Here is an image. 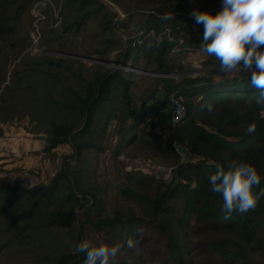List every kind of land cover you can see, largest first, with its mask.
Wrapping results in <instances>:
<instances>
[{
	"label": "trees",
	"instance_id": "16d2710c",
	"mask_svg": "<svg viewBox=\"0 0 264 264\" xmlns=\"http://www.w3.org/2000/svg\"><path fill=\"white\" fill-rule=\"evenodd\" d=\"M215 1L212 13L221 9V0ZM107 5L103 0H65V6L70 7V15L67 16L62 31L78 32L89 18H102L101 30L103 36L108 37L100 42L101 49L99 46L94 49L83 48L86 55L94 52L106 59L108 50L113 49L117 43V39L110 36L115 27V12ZM142 7L153 10L146 13H132L128 10V14L120 21L121 26L126 29L133 21V16L139 14L138 31L142 39L134 53L129 44L117 57L118 63L130 62L134 67L159 73L175 72L176 64L171 57L172 53L177 57L188 52L191 47L200 50L203 25L195 23L189 15L192 9L186 7L185 12L181 10L179 13L173 12L175 8L162 9L154 5ZM205 8L206 5L199 9ZM169 12L173 14L172 19H160L161 15ZM166 29L172 39L168 38ZM163 33L166 35H162ZM180 38L183 40L179 44ZM177 44L178 50L172 51ZM186 47H189L188 50ZM141 58L144 63H140ZM76 63L79 64V73L70 75L73 72L70 68ZM214 69H210L211 74L208 70L200 75L181 77L145 75L150 79V85H146L141 91L142 100L138 106L131 93L134 80L130 73L133 72L119 67L103 68L97 65L90 74L84 76L83 72L87 69L79 61L43 57L35 63L24 64L13 70L10 81L6 84L13 91L11 98L4 96V93L0 94V122L5 121L6 114L11 118L13 113H22L18 108L30 111V118L34 121L30 131L45 132L44 151L70 142L74 152L82 155L89 148L100 151L104 149L99 139L109 123L117 118L121 124L114 155L118 156L122 149L139 138L155 145L152 141L155 133L146 131L142 125H154L152 119L148 120L149 115L165 108L172 96L179 97L185 105L184 122L173 131L176 143L164 140L165 144L161 145L163 151L168 150L180 158V162L172 168L176 179L169 182L158 180L155 191L150 194L135 187L152 180L150 174L139 169L125 171L123 181L127 183L121 182L118 185V193L141 204L140 214L130 211L124 215L116 211L114 214L99 216L96 220L91 219V224L97 229L120 226L123 230L118 237L122 238L125 234L124 241L121 240L127 242L135 239L138 225L149 220L162 238L161 264L166 261L188 264L187 258L201 253L207 256L212 254L227 264H264V260L253 256L264 253V197L254 210L243 215L233 211L226 219V214L222 211V198L212 193L208 184V178L217 162L226 164L229 160H236L256 168L262 178L261 186L264 187V116L261 115L264 107L256 103L258 90L251 86L249 76L236 71L227 75L222 73V77L213 79L210 76L215 72ZM55 70L65 73L66 81L58 83L53 76ZM34 71L38 77L30 82ZM27 79L29 83L18 84ZM151 79L156 81L155 84L151 83ZM74 81H77L76 86ZM11 82L16 84L10 85ZM116 108L122 109L123 115ZM162 112L167 114L166 111ZM252 122L257 125L255 134L245 135L246 128ZM78 123H81V127L76 128ZM97 140L99 141L96 142ZM178 146L186 153L198 154L200 157L196 160H181L177 152ZM66 177V171L61 169L48 184L23 187L1 183L0 199L3 200L4 209L12 208L21 198L32 199V204L27 209L12 216L7 229L24 223L26 231L30 232L34 229L32 222L35 218L45 221L46 227L70 226L77 218L73 206L47 209L46 218H42L39 213L45 205L56 201L60 180ZM68 196L75 198L76 194L70 190ZM41 203L44 204L40 208ZM84 258L83 253L68 250L42 264H83ZM128 260L125 255L117 264H130Z\"/></svg>",
	"mask_w": 264,
	"mask_h": 264
},
{
	"label": "rangeland",
	"instance_id": "374dc122",
	"mask_svg": "<svg viewBox=\"0 0 264 264\" xmlns=\"http://www.w3.org/2000/svg\"><path fill=\"white\" fill-rule=\"evenodd\" d=\"M34 1L0 0V94L4 93L3 95L8 98H11L13 91L6 84L10 81L13 70L23 67L24 64L35 63L43 57L70 58L79 61L87 69L83 72L84 76L90 74L97 65L103 68H114L118 63L117 57L122 51L131 44L134 53L142 39L141 33L138 31L139 14L133 16V21L128 24L126 29L120 24V21L128 14V10H131L132 13H146L153 8L146 9L142 6L154 5L162 9L175 8L173 12L179 13L181 10L185 12L184 7L199 9L206 5L204 10L211 11L213 5L216 4L215 0H118L120 3L111 0L117 4L125 16H120L115 6L108 3L107 7L115 12L113 17L115 27L112 28L110 36L115 37L117 43L113 49L108 50L107 58L103 59L94 52L89 55L83 52V48L94 49L95 46H99L101 49L100 42L108 37V35L103 36L100 16L89 18L85 26L78 32L62 31L67 21L66 18L70 15V7L65 6V0H49L52 4L43 7L46 9L44 13L42 12L44 18L40 20V31L36 26L33 30L32 23L36 19L32 12ZM135 23H138L137 26ZM34 33L37 38L36 42H34ZM164 34L166 35V33L162 35ZM189 47L186 49L188 50ZM189 50L177 57L175 53H172L171 57L175 59L176 64L174 77L200 75L214 68L215 72L210 77L213 79L222 77L219 65L214 64V61H217L215 58H211L196 47H191ZM140 63H144L143 58ZM78 65L76 63L71 66L70 71L73 72L70 75L79 73ZM129 72H133L130 73V76L134 80L131 93L139 106L142 100L141 91L143 92L146 85H150V79H147L145 75H159L155 74L156 72H146L142 68ZM211 73L210 70L209 74ZM53 76L58 83L67 79V75L58 70H55ZM37 77L38 74L34 71L29 81L33 82ZM29 81L27 79V81H21L18 84L24 85ZM155 82L151 79V83L155 84ZM15 84L10 83V85ZM76 84L77 81H74V86ZM23 103L25 104L24 101ZM116 109L123 115L122 109ZM18 110L22 113H13L11 118L6 114L5 121L0 122V184L12 183L23 187H31L40 183L48 184L55 174L64 169L67 177L60 180V191L56 201L45 205L39 213L43 216L42 218H46L45 211L47 209L73 206L77 218L70 226L66 227L55 225L46 227L45 221L35 218L32 222L34 229L30 232L26 231L27 226L24 227V223L7 229V224L12 216L27 209L32 204V199L21 198L9 209L3 208V200L0 199V264L50 262L55 255L61 252L76 250L77 245L85 238L90 239L93 244L119 243L124 245L117 261L127 255L130 264H161L162 238L149 220L138 225L132 248L127 247V242H123L125 234L122 238L118 237L119 234L122 235V227L107 226L97 229L90 220L114 214L116 211L122 212L124 215L130 211L140 214L141 204L122 197L117 190L121 182L127 183L123 181L127 170L139 169L153 177L152 180L144 184L135 185L139 190L150 194L155 191L158 180L169 182L176 179L172 168L178 161L180 162V158L168 150L163 151L161 147L165 144L164 140H173L171 144L176 143L174 132L170 133L165 125L166 114H162L161 111L153 112L149 115L148 120H153L154 125L149 126L147 123L142 125L146 131L155 133L156 136L152 139L155 145L148 144L144 142V139L139 138L126 149H122L118 156H115L114 147H116L120 136L118 128L121 124V121L115 118L109 123L103 136L99 139V143L104 147L103 150L89 148L82 155H77L70 142L44 151L45 132L30 131V127L34 123L30 118L31 112L22 108H18ZM76 126V128L81 127V123ZM177 148L181 160L186 158L196 160L200 157L198 154L186 153L181 146ZM70 190L75 192V198L68 196ZM43 204L41 203L40 208ZM213 256L201 253L198 256L187 258V262L188 264H227ZM253 256L258 260H264L263 252ZM164 264L172 263L166 261Z\"/></svg>",
	"mask_w": 264,
	"mask_h": 264
},
{
	"label": "clouds",
	"instance_id": "9594fccd",
	"mask_svg": "<svg viewBox=\"0 0 264 264\" xmlns=\"http://www.w3.org/2000/svg\"><path fill=\"white\" fill-rule=\"evenodd\" d=\"M189 15L197 25H203L200 50L215 57L224 74L235 71L249 74L251 86L258 90L256 103L264 107V0H221V9L216 13L193 8ZM172 18V13L160 17L165 21ZM256 130L257 125L252 122L245 135L255 134ZM214 169L208 184L210 191L222 198L226 219L233 211L243 215L256 208L264 197L262 178L256 168L243 161L229 160L226 164L217 162ZM123 246L93 244L85 238L76 251L84 254L83 264H117ZM133 246V241H127V247Z\"/></svg>",
	"mask_w": 264,
	"mask_h": 264
},
{
	"label": "built area",
	"instance_id": "2783aa9c",
	"mask_svg": "<svg viewBox=\"0 0 264 264\" xmlns=\"http://www.w3.org/2000/svg\"><path fill=\"white\" fill-rule=\"evenodd\" d=\"M47 4H52V2L49 0H35L33 2L32 12L36 16V19L32 23V29L33 30H34V27L36 26V27H38V30L40 31V20L44 18L42 12L44 13V10L46 9L43 7H45ZM165 31L168 34L167 29ZM35 35L36 34L34 33V42L37 41V38ZM160 37H161V35L158 36V38H160ZM168 38L172 39V37H170L169 34H168ZM182 40L183 39L180 38L178 40V43L179 44L182 43ZM177 50H178V44L173 48L172 51H177ZM214 64L219 65V62L214 61ZM115 67H119V68H122V69L127 70V71H136V69L138 68V67L132 66L130 62H127L126 64L117 63ZM144 71L149 72V73H155V71L146 70V69H144ZM241 73H244V72L241 71ZM155 74L160 75V76L161 75H163V76H174L175 75L174 72H171V73L156 72ZM244 74L249 76V74H247V73H244ZM160 111L161 112L162 111L167 112L165 125H166V127L170 133H172L176 127H178L179 125H181L184 122L185 105L182 102V100L177 96H172L170 98L168 105ZM263 111H264V108L261 110V115H262ZM174 121H176V122H174Z\"/></svg>",
	"mask_w": 264,
	"mask_h": 264
},
{
	"label": "water",
	"instance_id": "95a60500",
	"mask_svg": "<svg viewBox=\"0 0 264 264\" xmlns=\"http://www.w3.org/2000/svg\"><path fill=\"white\" fill-rule=\"evenodd\" d=\"M103 1H105L107 4L109 3V4L113 5V6H115L116 11H117V13H118L120 16H122V17L125 16V14L122 12V10H121V9L117 6V4H115L113 1H111V0H103ZM137 24H138V23H135V26H137ZM138 26H139V25H138Z\"/></svg>",
	"mask_w": 264,
	"mask_h": 264
},
{
	"label": "crops",
	"instance_id": "0c3cea01",
	"mask_svg": "<svg viewBox=\"0 0 264 264\" xmlns=\"http://www.w3.org/2000/svg\"><path fill=\"white\" fill-rule=\"evenodd\" d=\"M199 50V49H198ZM199 51H201V50H199ZM211 58H214V57H211ZM217 66V65H216ZM221 72V71H220ZM222 73V72H221ZM224 75V74H223Z\"/></svg>",
	"mask_w": 264,
	"mask_h": 264
}]
</instances>
